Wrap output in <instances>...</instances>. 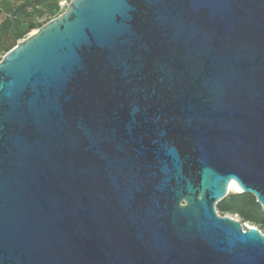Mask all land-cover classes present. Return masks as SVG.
Listing matches in <instances>:
<instances>
[{"label":"water","instance_id":"1","mask_svg":"<svg viewBox=\"0 0 264 264\" xmlns=\"http://www.w3.org/2000/svg\"><path fill=\"white\" fill-rule=\"evenodd\" d=\"M231 181L264 210V0H69L1 57L0 264H264Z\"/></svg>","mask_w":264,"mask_h":264},{"label":"trees","instance_id":"2","mask_svg":"<svg viewBox=\"0 0 264 264\" xmlns=\"http://www.w3.org/2000/svg\"><path fill=\"white\" fill-rule=\"evenodd\" d=\"M5 1V8L0 7V59L19 39L57 16L55 9L59 0ZM44 16L47 19L40 22ZM216 209L220 215H237L241 222L256 225L264 231V210L251 193H228L217 203Z\"/></svg>","mask_w":264,"mask_h":264},{"label":"rangeland","instance_id":"3","mask_svg":"<svg viewBox=\"0 0 264 264\" xmlns=\"http://www.w3.org/2000/svg\"><path fill=\"white\" fill-rule=\"evenodd\" d=\"M48 1H50V0H48ZM60 2H61V0H59L58 2H57V8L55 9V15H58L60 12H62L63 10H64V8H65V6L63 7V8H61V6H60ZM69 2V1H68ZM67 2V3H68ZM5 3H6V1L5 0H0V7H2V6H4V7H2V8H5ZM45 7V6H44ZM2 17V15H0V18ZM44 19H47V17L46 16H44L43 17V19H40L39 21L40 22H42V21H44ZM0 55H1V52H0ZM228 193H232V192H228ZM220 215V214H219ZM224 215H229V216H232V217H234L233 215H230V214H224ZM224 215H220V216H224ZM262 232H264L263 230H262Z\"/></svg>","mask_w":264,"mask_h":264},{"label":"bare ground","instance_id":"4","mask_svg":"<svg viewBox=\"0 0 264 264\" xmlns=\"http://www.w3.org/2000/svg\"><path fill=\"white\" fill-rule=\"evenodd\" d=\"M34 31L35 30H33L32 32H34ZM228 192H241V190L239 189V187L234 182L231 181L229 183V186H228Z\"/></svg>","mask_w":264,"mask_h":264},{"label":"built area","instance_id":"5","mask_svg":"<svg viewBox=\"0 0 264 264\" xmlns=\"http://www.w3.org/2000/svg\"><path fill=\"white\" fill-rule=\"evenodd\" d=\"M69 0H61V2H60V6H61V8H63L64 6H66L67 5V2H68ZM234 216V218H237V219H239L238 217H237V215H233ZM244 227H249V225L247 224V223H243V229H244ZM243 231H245V230H243Z\"/></svg>","mask_w":264,"mask_h":264},{"label":"clouds","instance_id":"6","mask_svg":"<svg viewBox=\"0 0 264 264\" xmlns=\"http://www.w3.org/2000/svg\"><path fill=\"white\" fill-rule=\"evenodd\" d=\"M254 228H256V227H254Z\"/></svg>","mask_w":264,"mask_h":264}]
</instances>
